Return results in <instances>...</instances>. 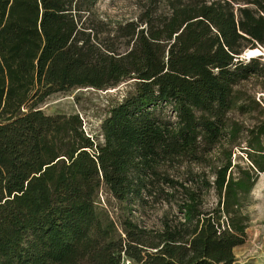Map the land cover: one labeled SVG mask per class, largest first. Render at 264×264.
I'll use <instances>...</instances> for the list:
<instances>
[{"label": "trees", "instance_id": "obj_1", "mask_svg": "<svg viewBox=\"0 0 264 264\" xmlns=\"http://www.w3.org/2000/svg\"><path fill=\"white\" fill-rule=\"evenodd\" d=\"M98 1L0 0V264H234L264 173V99L244 89L264 67L241 58L264 46V0H150L123 24ZM128 82L102 141L41 110ZM150 203L177 214L148 227Z\"/></svg>", "mask_w": 264, "mask_h": 264}, {"label": "rangeland", "instance_id": "obj_2", "mask_svg": "<svg viewBox=\"0 0 264 264\" xmlns=\"http://www.w3.org/2000/svg\"><path fill=\"white\" fill-rule=\"evenodd\" d=\"M150 0H99L97 3V13L104 21L112 24H123L134 21L150 7ZM166 12L163 4L159 6V13ZM261 51V56L254 57L264 67V46L257 47ZM248 50L245 51V55ZM246 61L250 59L245 58ZM249 94L256 99H264V76L258 81H250L244 87ZM129 90V82L120 85L115 89L97 91L91 88L75 89L67 93H59L49 97L41 106V110L46 115H71L77 114L83 123L85 133L90 137H95L97 141H102L100 127L109 109L122 100ZM165 117L171 118L170 107L163 112ZM172 119V118H171ZM245 125H250V120H244ZM244 146L243 142L241 147ZM232 163L245 167L247 162L244 154L238 148L233 150ZM200 171L195 167L194 172ZM207 171V170H206ZM234 172V171H233ZM207 173V172H206ZM207 179H212L208 175ZM97 202L99 208H108L117 212L119 204L109 196L105 188H101ZM216 202L214 193L210 191L204 200V207L209 209ZM143 215L140 221L148 227L158 228L160 220L164 214L169 217L177 214L174 205H161L159 203L149 204L140 211ZM244 212L248 214L250 226L247 230L245 243L234 250V264H264V173L257 176V182L245 200Z\"/></svg>", "mask_w": 264, "mask_h": 264}, {"label": "bare ground", "instance_id": "obj_3", "mask_svg": "<svg viewBox=\"0 0 264 264\" xmlns=\"http://www.w3.org/2000/svg\"><path fill=\"white\" fill-rule=\"evenodd\" d=\"M248 54V56H254V57H257V55L261 54V51L255 49V50H252V51H248L246 52Z\"/></svg>", "mask_w": 264, "mask_h": 264}, {"label": "water", "instance_id": "obj_4", "mask_svg": "<svg viewBox=\"0 0 264 264\" xmlns=\"http://www.w3.org/2000/svg\"><path fill=\"white\" fill-rule=\"evenodd\" d=\"M255 49H257V48H255ZM255 49H251V50H255ZM249 51V50H248ZM257 56H261L260 54L259 55H257ZM241 58H247V59H252V58H254V56H248V54H243V56L241 57Z\"/></svg>", "mask_w": 264, "mask_h": 264}]
</instances>
